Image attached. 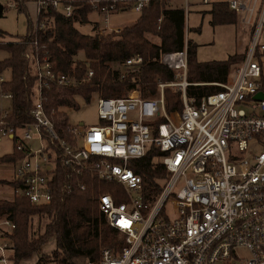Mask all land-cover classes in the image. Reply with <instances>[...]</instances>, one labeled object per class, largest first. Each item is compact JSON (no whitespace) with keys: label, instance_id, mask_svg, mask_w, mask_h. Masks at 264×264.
I'll return each instance as SVG.
<instances>
[{"label":"built area","instance_id":"2783aa9c","mask_svg":"<svg viewBox=\"0 0 264 264\" xmlns=\"http://www.w3.org/2000/svg\"><path fill=\"white\" fill-rule=\"evenodd\" d=\"M151 1L35 0L34 31L49 8L74 16L85 2L103 16L104 23L99 18L94 22L105 34L121 27L112 24V13H140ZM226 1L250 24L249 46L226 81L212 82L221 88L198 100L187 92L193 83L187 76V44L161 53L160 60L175 74L158 80L156 94L132 90L123 96L98 95L99 121L89 125L65 118L67 103L49 107V92L90 80L92 67L81 79L58 69L50 49L35 35L26 49L35 81L25 120L13 116L15 93L5 87L10 76L0 72V137L8 136L13 150L21 152L9 161L14 163L10 199L49 203L61 167L68 190L87 189L88 181L72 177L88 173L123 187L122 201L108 191L98 196L99 209L123 242L103 247L87 264H264V96H256L264 93V0ZM142 62V55L117 62L120 78ZM168 87L181 92V108L168 105ZM77 95L85 97L73 93ZM152 146L161 151L168 177L148 201L143 177L130 162ZM15 228L11 213L0 216V264H15Z\"/></svg>","mask_w":264,"mask_h":264},{"label":"trees","instance_id":"16d2710c","mask_svg":"<svg viewBox=\"0 0 264 264\" xmlns=\"http://www.w3.org/2000/svg\"><path fill=\"white\" fill-rule=\"evenodd\" d=\"M14 1L20 10L27 13L25 0H0L3 15L8 4ZM212 23H236L239 14L231 9L226 0H216L212 7ZM91 6L84 2L74 16H66L63 12L49 8L39 16L37 32L27 13L28 30L25 34H16L13 39H0V72L9 74L7 88L15 93V115L19 120L29 118V108L32 105V88L35 77L32 74L29 59L26 57L28 41L38 36L40 43L49 48L58 69L74 73L78 79L87 76L89 67L94 69V76L88 82L76 87H54L50 90L49 107L60 104L76 105L73 93L85 95L90 100L92 93L101 96L115 97L138 90L143 96L154 95L157 92L159 79L171 80L174 70L167 67L160 56L163 51L183 49L187 44L188 79L193 82L187 88L188 95L195 99L218 90L221 86L212 82L227 80L232 64L245 58L246 52L234 53L226 59L208 61L197 57L198 43L186 38V8L172 6L167 0H152L139 13L137 19L125 25L120 30H112L101 34L95 26V31L83 32L77 22L89 20ZM44 27L41 28V24ZM7 32L0 29V36ZM151 34L159 40L152 39ZM134 55H142L141 66L129 71L125 78H120L117 62H124ZM169 88V87H168ZM166 89L167 101L170 107L181 108L182 98L179 90ZM65 96V98L63 97ZM73 102V103H71ZM71 103V104H70ZM21 152L14 150L1 156V161L17 159ZM161 151L152 146L140 158L133 159L130 165L144 180L145 198L155 199L162 189L168 170L159 156ZM57 177L53 198L46 204H32L27 197L16 196L14 199L0 197V216L11 213L16 222V228L11 235L15 244L13 259L15 264L40 254L36 264H48L49 258L41 251L43 243L54 236L57 247L52 251V259L56 264H87L89 259L99 257L105 246L120 245L122 236L119 231L107 222L106 216L99 209L98 196L101 192H111L117 201L125 199V193L120 183L100 180L97 176L85 174L74 175L72 180L81 178L88 181V188L83 190L74 186L71 190L64 188L67 180L65 168L61 167ZM161 180H164L163 182ZM45 217V228L37 236L30 232L29 223L33 215ZM33 236H32V235Z\"/></svg>","mask_w":264,"mask_h":264},{"label":"rangeland","instance_id":"374dc122","mask_svg":"<svg viewBox=\"0 0 264 264\" xmlns=\"http://www.w3.org/2000/svg\"><path fill=\"white\" fill-rule=\"evenodd\" d=\"M27 5V13L31 17L33 24L35 26V21L37 20V7L35 0H25ZM183 4L185 3L187 7V22L190 23L191 15H192V0H182ZM8 4L7 8L4 10L3 15H0V29L5 30L7 33L5 36H0V39H13V36L16 34H25L28 30V17L25 10H20L18 5L14 1H6ZM140 14L133 11H122L112 13L110 16V20L114 25H120V29L123 28L127 24L133 23ZM101 19L102 23H104V18L101 15H98L96 12H91L89 14V20L83 23L77 22V26L83 32H94L95 31V19ZM239 21V18L237 22ZM231 31L226 28H216L215 34L213 35V30L208 31L206 28L204 32L198 36L197 41L199 42V47L197 49V57L199 60L208 61L214 59H226L230 55L236 51L240 46H237L238 38L236 33L234 32L235 28L232 25H228ZM188 26H186L187 28ZM119 29V30H120ZM189 30V28L187 29ZM192 30V29H190ZM152 39L158 41L159 39L156 36L151 34ZM187 38V35H186ZM250 41V40H249ZM242 53V52H238ZM242 61V60H241ZM232 64V68L235 67L239 62ZM263 64V75H264V57L261 59ZM264 77V76H263ZM88 82V81H86ZM168 89L177 90L175 87H169ZM67 95H63L65 98ZM76 105L65 106L63 111L64 117L68 118L72 122L79 123L83 121L84 124L89 125L92 123H97L99 121L98 116V94L96 93L94 97L90 100L86 99V97L77 95L75 98ZM73 103V102H71ZM70 103V104H71ZM13 150V144L8 136L0 137V158L5 153H10ZM14 173V163L9 161H1L0 160V192L5 195L0 197L10 199L11 187L8 185L9 179L13 176ZM162 182L164 180H161ZM9 190V191H8ZM5 191V192H4ZM14 199V198H12ZM45 217H40L38 214L33 215L32 221L29 223L30 232L33 235L37 236L38 232L45 228ZM32 235V234H31ZM32 235V236H33ZM121 237V234H119ZM57 247V240L54 236L48 238V240L43 243L41 251L45 252V255L48 256L49 263L48 264H56L54 260H51L52 251ZM245 254V252H244ZM40 254L35 253L31 258L23 261V264H36L39 260Z\"/></svg>","mask_w":264,"mask_h":264},{"label":"crops","instance_id":"0c3cea01","mask_svg":"<svg viewBox=\"0 0 264 264\" xmlns=\"http://www.w3.org/2000/svg\"><path fill=\"white\" fill-rule=\"evenodd\" d=\"M185 3L183 4L182 0H169V4L172 6H182L183 5L186 8V26H188L186 28L187 39L191 38L194 41H196L199 45V42L197 41L198 36H200L204 32L205 28L208 31L212 29L213 35H214L216 28H220V27L226 28V27H229L228 25H232L235 28L234 32L236 33V36L239 37L237 46H240V48L238 49L237 47L236 51H234L233 53H230V55L237 53V52H246L249 46V42H250L249 40L251 36V26L249 23L246 22V20H244L243 14H239V21L236 23H224V24L214 25L212 23L213 14L211 11L213 7V2L203 3L202 0H192V5H193L192 10H191L192 17L190 18L191 19L190 23H188L187 17L189 16L187 13V7ZM37 18H38V12H37ZM188 28L189 30H187ZM226 29L231 31L230 28H226ZM0 194L4 196L3 192L2 193L0 192Z\"/></svg>","mask_w":264,"mask_h":264},{"label":"water","instance_id":"95a60500","mask_svg":"<svg viewBox=\"0 0 264 264\" xmlns=\"http://www.w3.org/2000/svg\"><path fill=\"white\" fill-rule=\"evenodd\" d=\"M0 9H3V3H0ZM256 96H264V93L260 92Z\"/></svg>","mask_w":264,"mask_h":264}]
</instances>
